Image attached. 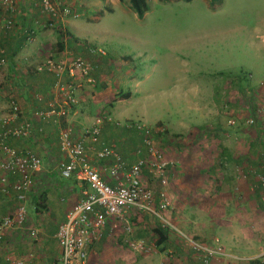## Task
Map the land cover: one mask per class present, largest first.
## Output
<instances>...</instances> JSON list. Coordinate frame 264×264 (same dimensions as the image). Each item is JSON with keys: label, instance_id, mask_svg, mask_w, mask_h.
<instances>
[{"label": "crops", "instance_id": "0c3cea01", "mask_svg": "<svg viewBox=\"0 0 264 264\" xmlns=\"http://www.w3.org/2000/svg\"><path fill=\"white\" fill-rule=\"evenodd\" d=\"M58 1L67 5L73 14L78 16L71 14L62 20H56L55 27L48 26L47 15L41 12L39 0H14L16 8L12 14L0 8V41L6 58V64L0 67V117L7 112L5 107L8 105L3 101L5 94L7 99L12 96L20 110L19 120L30 121L35 130L31 137L11 139L9 144L16 149H30L42 160L41 169L34 174L33 188L28 194L27 218L22 227L8 232L3 239L4 252L5 247H11L10 241L15 243L8 255L10 257L25 258L28 253L33 252L34 256L26 259V264H57L59 257V247L55 238L57 226L80 196L81 187L85 185L74 176L70 178L60 176L57 162L63 159V155L58 150L55 117L50 115L46 119H41L36 116L37 112L49 109V102L63 100L57 85L70 82L71 78L65 73L56 74L48 70L37 72L35 71L37 64L50 55L55 62H66L72 57H80L92 66L87 76L73 80L76 102L66 106V114L61 117V124H68L73 128L74 138H83L89 161L99 170L107 166L111 160V158L99 160L95 156L96 149L102 144H110L112 141L120 155L134 161L135 148L140 145L142 138L140 131L114 122L110 114L114 110L120 114L121 108L115 104L129 102L133 93L138 94L143 79L134 77L132 69L134 67L126 65L127 62L130 63L129 57L123 56L121 60L125 61V66L113 70L108 63L111 57H108L101 48L102 53L89 50L90 39L95 37L88 35L90 30L87 27L97 25L98 16L88 17L86 22L78 20L84 15L86 8L100 6L101 0ZM122 2L123 0H103L104 9H99L100 14L104 17L106 13H113L112 7L106 4L112 3L121 7ZM7 18L13 21V27L9 30L1 26L3 20ZM26 29L33 30L30 41L26 40ZM107 35L109 33L97 37L96 44H103ZM139 76H142L141 73ZM110 79L116 80V83H112ZM129 81L134 82L133 92L129 88L131 84ZM126 84H129V89L122 91L121 88ZM99 117L104 119L98 139L93 142L90 137L83 135V130L93 126ZM116 123L121 126H116ZM247 152L246 150L237 156L233 153L228 154L224 160L219 158V163L244 164V161L248 160ZM171 160L169 162L171 165L167 167V184L164 187L169 207L163 215L186 236L208 245H220L224 254L214 256L207 264H264L261 260L264 252V207L259 206V202L257 204L253 198L255 191L250 181L242 178L245 175L233 178L226 174L225 170L223 174L216 173L213 162L209 164V169L205 168L204 174H198V177H203L202 182L195 184L194 188L180 189L175 184V172L185 173L188 170V173L196 176L191 171L201 160L197 157L185 159L178 156ZM200 169L198 168L197 172L200 173ZM208 170L215 173H208ZM56 177L65 180L57 184ZM184 177L185 174L182 178ZM103 178L109 181L108 177ZM144 179L150 180V175L144 174ZM14 180L15 177L8 176L6 184L9 191L7 194L0 192V218L12 212L15 207V192L11 187ZM188 185L192 187L193 184ZM155 194L158 197V192ZM40 195L44 199L41 209L38 205L35 206ZM133 213H137L135 209L132 210V215ZM137 214L140 215L139 212ZM141 216L147 221L144 220L143 224L138 225L139 230L133 237L140 238L145 232L151 235L154 243L150 250L137 253L130 251L125 247L126 237L121 234L120 226L111 230L110 223H107L100 241L88 252L85 264H203L198 254L189 249L186 240L182 239L177 231L160 227L159 223L148 215ZM26 226L38 227L34 239L27 236ZM155 227L164 230L162 233L165 239L158 245L156 243L158 236L153 231ZM143 228H148V231ZM4 256L5 253L0 257V264H5Z\"/></svg>", "mask_w": 264, "mask_h": 264}, {"label": "rangeland", "instance_id": "374dc122", "mask_svg": "<svg viewBox=\"0 0 264 264\" xmlns=\"http://www.w3.org/2000/svg\"><path fill=\"white\" fill-rule=\"evenodd\" d=\"M146 2L148 10L141 19L128 0H123L121 7L106 4L114 11L104 17L99 10L104 9L101 0L100 6L86 8L78 19L86 22L88 17L98 16V24L87 27L88 35L95 37L90 39L89 50L102 49L111 57L108 63L113 70L125 66L123 56L129 57L131 64L126 65L134 67V77L143 79L138 94L133 93L129 102L115 104L121 112L111 111L110 117L119 124L156 126L160 122L163 132L156 138L167 166L177 156L201 160L191 171L196 176L188 170L175 172V184L180 189L194 188L202 182L198 174H204L214 162L216 173L225 170L233 178L245 175L242 178L248 179L255 191L253 198L264 207V193L255 187L256 175L264 176V0ZM106 33V41L96 44L97 37ZM133 84L129 86L132 92ZM128 85L121 90L129 89ZM5 96L3 101L8 105ZM248 117L253 124H244ZM228 119L234 124L227 125ZM246 150L248 160L244 164L219 163V158L224 160L228 154L237 156ZM64 180L56 177L57 184ZM146 183L158 190V182L146 179ZM133 215L130 234L120 227L121 234L131 239L138 225L147 221L141 213ZM152 238L145 232L136 239L152 246Z\"/></svg>", "mask_w": 264, "mask_h": 264}, {"label": "built area", "instance_id": "2783aa9c", "mask_svg": "<svg viewBox=\"0 0 264 264\" xmlns=\"http://www.w3.org/2000/svg\"><path fill=\"white\" fill-rule=\"evenodd\" d=\"M39 7L43 14L47 15L49 27L56 26V20L73 14L72 10L58 0H39ZM0 8L10 14L15 12L14 0H0ZM78 16L77 14H73ZM2 28L9 30L13 27L10 18L4 19ZM26 40L32 39L33 30L26 29ZM61 33V32H60ZM102 53V50H97ZM6 64L4 48L0 41V67ZM92 66L80 57H72L66 62H55L50 55L37 64L35 71L48 70L56 74L65 73L70 82L58 84V90L63 97L62 101L54 100L48 103L49 109L39 111L36 116L46 119L53 115L57 125V145L63 159L57 162L60 176L70 178L74 176L85 185L81 187L80 196L66 211L64 219L58 224L55 238L59 247L57 264H85L91 247L101 239L103 229L110 223L111 230L122 228L123 233L130 234L134 225L131 222L132 210L148 215L155 219L161 227L177 231L182 239L186 240L189 249L198 254L201 262L207 264L214 256L223 255L219 244L208 245L192 237L181 233L169 218L163 215L169 207V200L164 187L167 184V164L161 148L156 144L158 134L163 132L160 126H147L139 123L125 122L124 127L135 128L141 133V144L135 149V160L121 156L115 149V144L101 145L96 149L97 159L111 158L107 166L101 170L92 165L87 155V148L83 138H74L73 128L68 124H61V117L66 114V106L76 102L74 98L73 80L87 76ZM8 110L0 117V192L7 194L8 176L15 177L11 187L15 192L16 204L12 212L0 218V257L5 253V264H26L33 252L25 258H13L8 256L15 246L10 241V248L4 252V236L8 232L22 227L27 218V198L33 188V176L39 172L42 165L41 157L30 149H16L9 144L11 139H25L31 137L35 127L27 120H19L20 110L12 96L8 99ZM103 118L99 117L93 126L84 128L83 135L90 137L91 141H97ZM66 123V122H64ZM227 125H233L234 120L228 119ZM245 125L253 124L251 117L246 118ZM118 125V123H116ZM40 128L37 129L39 131ZM156 145V146H155ZM150 175V180L158 182V191L148 186L144 174ZM103 176L109 178L105 180ZM256 184L264 193V176L256 175ZM158 192V197L156 196ZM134 214V213H133ZM27 236L35 238L38 233L37 226H26ZM126 244L134 251L143 252L151 249V246L142 239L126 237ZM264 254V252H263ZM262 254V262L264 256Z\"/></svg>", "mask_w": 264, "mask_h": 264}, {"label": "trees", "instance_id": "16d2710c", "mask_svg": "<svg viewBox=\"0 0 264 264\" xmlns=\"http://www.w3.org/2000/svg\"><path fill=\"white\" fill-rule=\"evenodd\" d=\"M119 1H122V0H119ZM160 1H162V0H160ZM128 3H129V7L134 11V13H135V15H136V17L137 18H139V19H141L142 17H143V15H144V13L148 10V6H147V2H146V0H128ZM60 30V29H59ZM61 32V31H60ZM156 126H159V125H161L160 124V122H157L156 124H155ZM141 134V133H140ZM140 144H141V141H140ZM156 144H157V141H156ZM140 146V145H139ZM139 146H137V147H139ZM156 146V145H155ZM157 146L159 147V148H161L158 144H157ZM136 147V148H137ZM135 148V149H136ZM162 149V148H161ZM121 156H123L122 154H121ZM124 157V156H123ZM168 167V166H167ZM43 201H44V199H42V197H41V195L39 196V198H38V200H37V202H36V207H37V205H38V208H42L43 206H42V204H43ZM162 228H159V227H155L154 229H153V231H154V233H156V235L158 236V239H157V241H156V243H157V245L158 244H160V243H162V241L165 239V236L163 235V233H162ZM164 231V230H163Z\"/></svg>", "mask_w": 264, "mask_h": 264}]
</instances>
